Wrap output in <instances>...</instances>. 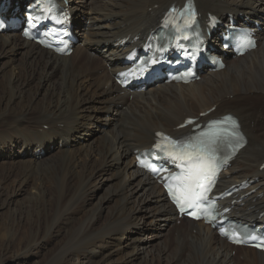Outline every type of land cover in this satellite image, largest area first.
Listing matches in <instances>:
<instances>
[{"label": "bare ground", "instance_id": "obj_1", "mask_svg": "<svg viewBox=\"0 0 264 264\" xmlns=\"http://www.w3.org/2000/svg\"><path fill=\"white\" fill-rule=\"evenodd\" d=\"M172 1L183 0H67L79 38L68 56L0 33V155L10 160L0 164V264H264V252L231 246L201 222L176 223L161 187L134 165L133 151L154 132L188 131L176 126L210 107L200 120L232 112L247 143L220 190L252 182L245 191L255 192L233 212H264V0H194L204 18L260 21L256 48L222 70L131 95L113 81L124 51L112 44L145 34ZM105 123L100 138L79 139L81 127Z\"/></svg>", "mask_w": 264, "mask_h": 264}, {"label": "snow or ice", "instance_id": "obj_2", "mask_svg": "<svg viewBox=\"0 0 264 264\" xmlns=\"http://www.w3.org/2000/svg\"><path fill=\"white\" fill-rule=\"evenodd\" d=\"M229 119V117H226L224 121H213L212 125L216 127L212 128L209 132L201 133L200 137L196 138L192 143L177 142L171 140V138L164 137V140L174 148L179 144L181 155L177 158L187 161L188 163L187 175L178 178L180 180L182 192L180 195H173V199L177 205H179L182 200L185 202V207L180 208L181 212H184L186 208L191 209L197 207L199 202L205 199L203 192L208 189L201 183V178L203 177L206 179L207 174L211 171V160L215 152L214 145L224 140L225 136L233 137L237 142L242 140L238 132L223 126ZM189 123H191V121H189ZM161 146V144L156 145L157 148ZM153 171H155V169H153Z\"/></svg>", "mask_w": 264, "mask_h": 264}, {"label": "rangeland", "instance_id": "obj_3", "mask_svg": "<svg viewBox=\"0 0 264 264\" xmlns=\"http://www.w3.org/2000/svg\"><path fill=\"white\" fill-rule=\"evenodd\" d=\"M85 1H87V0H85ZM240 95V94H239ZM229 98H231V96H229ZM106 114V113H105ZM107 117V116H106ZM116 116L113 114V115H110V117H107L108 119L107 120H110L109 122L111 123V124H113L114 123V119L113 118H115ZM109 124L108 123H105L104 124V127H106V126H108ZM111 130V132L112 133H116V130L115 129H113V125L112 126H110L109 128H108V130ZM82 131V132H81ZM78 133H80V135H82V137L83 138H79V139H81V140H83V144L84 143H86V142H91L92 140H94L95 141V138L97 139V138H100L101 137V135L103 134V128L100 126V125H93V127L91 128V130L90 131H88V132H86L85 133V128L84 127H81L80 128V130H79V132ZM82 133V134H81ZM76 141H78V139L76 140ZM1 160H6V161H10V160H8V159H6V158H4L3 156H1L0 155V164H3L5 161H1ZM111 181V183H112V180H110ZM109 181H107V180H105L104 181V184L102 185V187L101 188H99L98 190H96V197L98 196V195H100L101 193H103L104 192V189L107 187V185H109V184H111ZM157 230H155V232H156ZM162 231H164V230H162ZM118 236V235H117ZM121 236H122V234H119V238H121ZM131 237H135L134 235H131ZM159 237H160V235L158 234L155 238H153L150 242H152V243H154V244H157L158 245V240H159ZM124 241H127L128 240V238H126V236L125 237H123L122 238ZM71 248V245L70 244H68V245H66L65 247H64V250H68V249H70ZM53 253H55L56 255H57V257L59 258L60 257V255L58 254V252L57 251H52ZM38 260H40V259H38ZM24 264V263H23ZM47 264H55V258L54 257H52L51 259H49L48 260V262H47Z\"/></svg>", "mask_w": 264, "mask_h": 264}]
</instances>
